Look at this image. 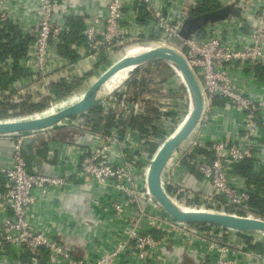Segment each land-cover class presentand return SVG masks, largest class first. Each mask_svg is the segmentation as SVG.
Segmentation results:
<instances>
[{
    "label": "built area",
    "instance_id": "2783aa9c",
    "mask_svg": "<svg viewBox=\"0 0 264 264\" xmlns=\"http://www.w3.org/2000/svg\"><path fill=\"white\" fill-rule=\"evenodd\" d=\"M219 1L225 5L224 0ZM36 2L39 19L24 24L12 13L9 0H0V28L9 24L19 26L30 44L27 54L17 63L21 75L6 89L0 86V100L38 104L50 97L51 101L41 110L0 121L39 118L72 104L63 105L82 95L93 80L83 82L65 97L52 91V84L60 81L72 83L81 78L73 68L87 58L98 56L107 60L108 65L101 74L121 56L146 51L147 47L142 45L145 42L172 47L184 56L201 86L205 101L201 119L206 118L204 113L210 110L215 99H224L242 116V124L231 140L221 138L205 146L193 139L187 151L192 152L197 145L207 148L209 153L197 155L192 163L202 181L210 185L211 195L200 197V203L193 206L186 203L191 193L187 188L177 186L174 180L181 160H175L174 155L162 172L164 191L184 208L237 214L230 211L234 208L246 212L242 216L263 219L254 215L249 206L251 196L260 192L259 187L249 185L246 179L234 173L232 165L255 158L259 134L264 126V101L255 100L247 86L235 76L239 71H251L254 75L257 66H264V6L254 13V24L227 18L208 23L186 37L182 35L185 18L202 0L187 3L185 9L175 16L163 10L156 0H107L104 17H87L82 40L77 37L70 44L71 50L80 58L73 61L58 48L64 42V36L71 33L70 27L59 20L64 12L61 0ZM140 5L149 15L147 21L139 19ZM126 10H132L128 18ZM244 25H249L247 40L234 39L225 33V29ZM172 38L181 39L182 47L173 43ZM15 67L12 57L0 62L1 71L12 73ZM156 88L158 96H154L155 93L146 95L144 100L154 101L158 114L147 112L144 100L136 107L126 84L102 101L103 120L99 130L94 131L85 124L89 113L59 123L77 130L67 144L70 151H78L68 176L30 171L23 152L25 140L47 135L57 126L48 130L0 135V139L10 140L13 147L11 164L0 165V214H5L0 220V264L6 257L14 259L6 258L7 264L15 260L19 264H119L118 259L123 257L137 259L138 264H164V250L174 239L186 242L189 247L187 254L193 258L194 264H264V254L249 248V243L260 242L254 236L218 226L192 227L176 221L149 193L147 176L156 152L149 154L145 142L153 140L160 147L190 109L186 88L185 92L178 91L165 83L158 84ZM135 109L139 115L149 113L155 117L154 124L160 127L159 135L144 138L140 131L127 126L121 134L124 121ZM111 114L113 125L106 127ZM73 179L94 183L107 189L111 196L106 202L95 198L91 203L103 213H113L120 227L117 228L119 241L112 250L77 256L50 231L29 220L30 211L39 198L46 197L51 187H64ZM260 194L264 197V193Z\"/></svg>",
    "mask_w": 264,
    "mask_h": 264
},
{
    "label": "crops",
    "instance_id": "0c3cea01",
    "mask_svg": "<svg viewBox=\"0 0 264 264\" xmlns=\"http://www.w3.org/2000/svg\"><path fill=\"white\" fill-rule=\"evenodd\" d=\"M157 4L171 16H175L185 9L186 4L193 0H156ZM234 0H224L225 5ZM64 12L59 16V20L70 27L71 33H76L82 40V32L88 21L87 17H104L107 0H61ZM12 13L24 24L34 23L39 19V10L36 0H9ZM224 5L221 4L220 7ZM238 6L243 8L240 16L228 17L245 23L254 24V13L261 10L264 0H239ZM219 7V8H220ZM127 18L132 14V10H126ZM227 19V18H226ZM224 20V19H223ZM249 25L235 29H225L227 36L238 38H249ZM229 37L227 38L228 41ZM102 57L87 58L75 68L73 72L78 77L91 74L84 82L94 80L104 67L108 65L107 60ZM75 60L79 61L77 57ZM101 62V63H100ZM156 64V63H155ZM166 64V63H164ZM153 65V64H152ZM168 65V64H166ZM170 68L171 66L168 65ZM173 74L164 82L167 87L185 92L183 84L172 69ZM174 70V71H173ZM93 74H92V73ZM251 71H239L236 78L244 83L252 97L257 101H264V81L252 75ZM106 87H112L108 83ZM216 100V99H215ZM212 102L209 111H206V118L201 119L199 125L193 132V138L209 145L211 141L224 138L231 140L240 130L242 116L227 102ZM74 118V117H72ZM264 118V108H263ZM74 127L58 125L55 130L48 134L40 135L36 139L38 145L31 148L30 143L23 145L24 155L28 156V166L30 171L49 176H68L71 174V166L76 161L77 150L69 149L67 145L76 134ZM26 140V141H27ZM203 146V145H201ZM12 143L7 139H0V165L9 166L12 162ZM190 145H182L174 154L175 160H180L176 167L174 180L177 186L185 187L191 193V198L187 200L188 205L199 204V198L211 195L210 185L204 183L201 175L193 170L190 165L183 163V156L187 154ZM207 149V148H206ZM203 154V153H202ZM201 155V154H200ZM29 156H31L29 158ZM193 161V160H192ZM191 160L190 162L192 165ZM256 168L264 165V126L258 138V148L254 158ZM189 166V167H188ZM40 196V190H36ZM97 198L101 202L108 201L111 196L107 189L99 187L94 183H84L81 180H72L64 187H51L49 194L44 198H39L34 209H31L29 220L36 226L47 229L54 235L67 249L73 251L77 256L95 255L104 251L112 250L119 241L120 228L114 214L103 213L101 209L91 203V199ZM5 214H0V220ZM178 239H174L164 250V264H194V260L187 254L188 245ZM8 260L13 258L6 257ZM3 264H7V259ZM119 264H138L137 259L126 257L118 259ZM11 264H19L16 260Z\"/></svg>",
    "mask_w": 264,
    "mask_h": 264
},
{
    "label": "water",
    "instance_id": "95a60500",
    "mask_svg": "<svg viewBox=\"0 0 264 264\" xmlns=\"http://www.w3.org/2000/svg\"><path fill=\"white\" fill-rule=\"evenodd\" d=\"M238 1L234 0L218 9L199 16L188 15L183 24L182 35L187 37L208 23L223 20L228 17L240 16L243 8L238 6ZM171 41L179 47L183 45L182 40L179 38H172ZM142 45L147 47V50L144 52L131 56H125L121 53L123 56L96 76L85 89L82 97L76 102L43 117L19 121H0V135L48 130L58 126L65 119L87 114L96 107H99L104 98L117 93L129 82L132 76L143 68L155 63H166L175 70L186 88L190 100V109L182 123L158 148L150 163L147 176L149 193L155 202L176 221L189 225L206 224L232 229L240 233L252 235L264 243V219L237 215L225 211L193 210L184 208L177 203L179 207L164 191L161 182L162 172L176 151L184 143L194 139L193 132L201 121L205 101L198 79L184 56L178 50L172 47L152 45L146 42ZM120 73L124 75L123 79L120 82H113L111 84L112 87H106ZM29 142L31 140H25L24 145L25 143L27 145Z\"/></svg>",
    "mask_w": 264,
    "mask_h": 264
},
{
    "label": "trees",
    "instance_id": "16d2710c",
    "mask_svg": "<svg viewBox=\"0 0 264 264\" xmlns=\"http://www.w3.org/2000/svg\"><path fill=\"white\" fill-rule=\"evenodd\" d=\"M220 6L221 3L219 0H202V2L191 11V14L193 16H199L209 11L218 9ZM138 14L139 19H142L143 21H147L149 19L148 13L146 12L145 8L141 5L138 6ZM75 39H77L76 33L66 34L64 36V42L59 44L58 47L60 52L64 56L70 58L73 61H76L75 59L78 57L75 51L71 50L70 48V44ZM29 45L30 44L28 37L24 36L23 30L19 26L15 24H9L4 28H0V62L6 61L9 57H12L16 65L12 73L0 70V86L2 88L6 89L10 83H13L21 75V70L18 68L17 63L22 57L27 54ZM102 60L105 61L106 59L103 58ZM155 74H158V76H156ZM172 74L173 72L168 65L164 63H156L143 68L137 74L132 76V78L127 83V86L132 96L131 99L133 102L135 101L134 104L136 105V107L137 105L139 106L142 103V101L144 100V96L151 95L157 92L158 89H152V85L164 83L166 79ZM89 76H91V74H88L87 77L85 75L84 77H81L73 81L72 83H67L65 81L54 83L52 84V91H54L56 94H60V96L62 97H65L70 94L73 90L81 86L84 80L87 79ZM255 76L258 77L260 80L264 81V66H257L255 68ZM156 77L157 81L155 80ZM182 86L185 89L184 85ZM50 101V97L43 99L38 104L28 102L12 103L10 100H0V120L7 119L10 116L14 115L27 114L41 110L47 107L50 104ZM214 101L218 102L219 104H222L221 102H225L224 99H216ZM154 103L155 102L152 100H144L145 107L148 110L147 112H150L151 114H158L159 111L154 106ZM17 109L19 111H16ZM102 113L103 110L101 105L99 107H96L95 109L90 111L88 115H86L87 120L85 124L94 131L99 130L103 120ZM112 119L113 115L111 114L107 118L106 127H111L113 125ZM154 120L155 117H153V115H150L149 113L139 115L138 113H136L135 109L131 117L127 121H124V129H122L120 132L121 134H123L127 126L140 131L144 138H147L151 135L157 136L159 135L158 131L160 130V127L154 124ZM161 128H163V124L161 125ZM37 145L38 144L36 141H31L29 147L31 149ZM158 148L159 143L156 141L147 140L145 142V149L151 155L155 153ZM202 153L208 154L209 152L206 147L197 145L192 152L187 153L183 156V163L186 165H190L193 170H196L198 172L195 166L188 161H192L197 155H200ZM30 157L31 156H29V158ZM25 158L27 160V164H29L28 156L25 155ZM28 168L30 167L28 166ZM232 169L234 173L246 179L249 185H256L259 187L260 192L254 193L251 196L249 206L251 208V212L254 215L264 219V197H262V195L260 194L264 193V165L258 166V168H256L254 159H247L242 163H234L232 165ZM230 211L236 212L239 215H244L246 213L239 209L235 210L234 208H231ZM190 226L206 228L208 225L191 224ZM247 240L248 242H250L248 238ZM249 248L264 254V245L260 242L255 244L249 243Z\"/></svg>",
    "mask_w": 264,
    "mask_h": 264
},
{
    "label": "bare ground",
    "instance_id": "6f19581e",
    "mask_svg": "<svg viewBox=\"0 0 264 264\" xmlns=\"http://www.w3.org/2000/svg\"><path fill=\"white\" fill-rule=\"evenodd\" d=\"M124 75H122V73H120L119 75H117L116 77H114L109 83L113 84L116 82H120L123 79ZM112 86V85H111ZM82 97V95L73 97L71 100H69L68 102L64 103L63 105L69 104V103H73L75 101H77L78 99H80ZM185 144V143H184ZM183 144V145H184ZM174 202V201H173ZM175 203V202H174ZM177 204V203H176ZM178 205V204H177ZM179 206V205H178ZM180 207V206H179Z\"/></svg>",
    "mask_w": 264,
    "mask_h": 264
},
{
    "label": "rangeland",
    "instance_id": "374dc122",
    "mask_svg": "<svg viewBox=\"0 0 264 264\" xmlns=\"http://www.w3.org/2000/svg\"><path fill=\"white\" fill-rule=\"evenodd\" d=\"M173 71H174V70H173ZM155 75L158 76V74H155ZM155 80L157 81V77L155 78ZM156 87H157L156 84L152 85V89H155ZM154 96H158V93H155ZM182 121H183V120H182ZM182 121H179V123L182 122ZM179 123H178V124H179ZM193 141H194V140H193ZM191 143H192V141H188V142L185 143V145L187 144V145H190V146H191ZM174 202H175V201H174ZM175 203H176V202H175Z\"/></svg>",
    "mask_w": 264,
    "mask_h": 264
}]
</instances>
